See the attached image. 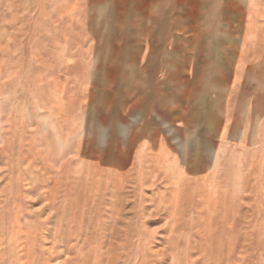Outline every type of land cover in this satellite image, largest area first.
<instances>
[{"label": "rangeland", "instance_id": "374dc122", "mask_svg": "<svg viewBox=\"0 0 264 264\" xmlns=\"http://www.w3.org/2000/svg\"><path fill=\"white\" fill-rule=\"evenodd\" d=\"M128 3L0 0V264H264V68L137 88Z\"/></svg>", "mask_w": 264, "mask_h": 264}, {"label": "crops", "instance_id": "0c3cea01", "mask_svg": "<svg viewBox=\"0 0 264 264\" xmlns=\"http://www.w3.org/2000/svg\"><path fill=\"white\" fill-rule=\"evenodd\" d=\"M123 6L131 32L135 29L129 52L141 55L129 67L148 74L145 81L136 79L137 88L171 85L169 78H157L161 71H206L210 76L175 82L220 87L210 94L216 98L224 90L229 102V86L239 83L242 71L264 68V45L256 51L250 42L255 23L251 0H129ZM152 108L165 107L160 102Z\"/></svg>", "mask_w": 264, "mask_h": 264}]
</instances>
